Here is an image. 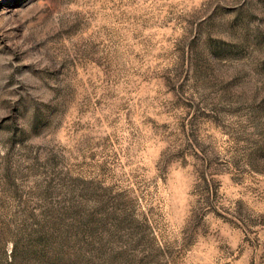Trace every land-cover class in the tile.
Segmentation results:
<instances>
[{
	"label": "rangeland",
	"instance_id": "374dc122",
	"mask_svg": "<svg viewBox=\"0 0 264 264\" xmlns=\"http://www.w3.org/2000/svg\"><path fill=\"white\" fill-rule=\"evenodd\" d=\"M0 264H264V0H0Z\"/></svg>",
	"mask_w": 264,
	"mask_h": 264
}]
</instances>
